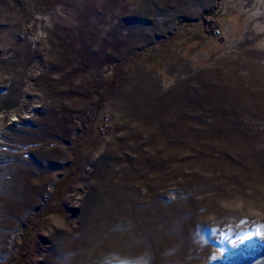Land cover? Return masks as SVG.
Instances as JSON below:
<instances>
[{
	"label": "rangeland",
	"instance_id": "obj_1",
	"mask_svg": "<svg viewBox=\"0 0 264 264\" xmlns=\"http://www.w3.org/2000/svg\"><path fill=\"white\" fill-rule=\"evenodd\" d=\"M260 226L264 0H0V264H264Z\"/></svg>",
	"mask_w": 264,
	"mask_h": 264
},
{
	"label": "snow or ice",
	"instance_id": "obj_2",
	"mask_svg": "<svg viewBox=\"0 0 264 264\" xmlns=\"http://www.w3.org/2000/svg\"><path fill=\"white\" fill-rule=\"evenodd\" d=\"M264 226H260L256 229V232H255V235L257 236H264ZM250 237L249 236H243V237H238V239L242 242L243 240H247L249 239Z\"/></svg>",
	"mask_w": 264,
	"mask_h": 264
},
{
	"label": "trees",
	"instance_id": "obj_3",
	"mask_svg": "<svg viewBox=\"0 0 264 264\" xmlns=\"http://www.w3.org/2000/svg\"><path fill=\"white\" fill-rule=\"evenodd\" d=\"M209 16V20L207 19V17ZM203 18L206 20H204V23L206 24V25H212V26H215L214 25V19L212 18V16H211V14H203ZM18 263L20 264L21 263V259H19L18 258Z\"/></svg>",
	"mask_w": 264,
	"mask_h": 264
},
{
	"label": "built area",
	"instance_id": "obj_4",
	"mask_svg": "<svg viewBox=\"0 0 264 264\" xmlns=\"http://www.w3.org/2000/svg\"><path fill=\"white\" fill-rule=\"evenodd\" d=\"M207 19L209 20V16L207 17ZM213 32H214L215 34H219V29H218V28H214V29H213Z\"/></svg>",
	"mask_w": 264,
	"mask_h": 264
}]
</instances>
